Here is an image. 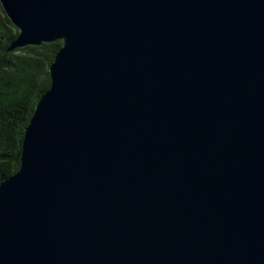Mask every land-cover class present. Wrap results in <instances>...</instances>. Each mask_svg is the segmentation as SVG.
<instances>
[{"label":"water","instance_id":"obj_1","mask_svg":"<svg viewBox=\"0 0 264 264\" xmlns=\"http://www.w3.org/2000/svg\"><path fill=\"white\" fill-rule=\"evenodd\" d=\"M0 6L7 52L61 42L0 264H264V0Z\"/></svg>","mask_w":264,"mask_h":264},{"label":"trees","instance_id":"obj_2","mask_svg":"<svg viewBox=\"0 0 264 264\" xmlns=\"http://www.w3.org/2000/svg\"><path fill=\"white\" fill-rule=\"evenodd\" d=\"M18 34L0 6V184L19 169L22 141L61 42L7 52Z\"/></svg>","mask_w":264,"mask_h":264}]
</instances>
